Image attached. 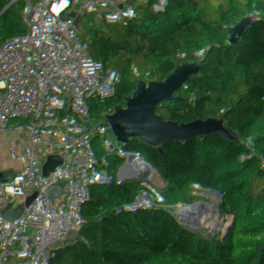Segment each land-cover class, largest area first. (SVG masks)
<instances>
[{
    "label": "trees",
    "instance_id": "trees-1",
    "mask_svg": "<svg viewBox=\"0 0 264 264\" xmlns=\"http://www.w3.org/2000/svg\"><path fill=\"white\" fill-rule=\"evenodd\" d=\"M128 23L155 63L137 61V78L104 77L67 103L88 110L87 154L41 148L53 189L79 204L70 226L48 228L51 251L85 235L99 210L159 189L140 228L116 236L122 247L180 246L196 264H264V0H141ZM84 47L76 59H89ZM111 111L132 122L125 141L113 138ZM207 144L189 173L185 157Z\"/></svg>",
    "mask_w": 264,
    "mask_h": 264
},
{
    "label": "built area",
    "instance_id": "built-area-1",
    "mask_svg": "<svg viewBox=\"0 0 264 264\" xmlns=\"http://www.w3.org/2000/svg\"><path fill=\"white\" fill-rule=\"evenodd\" d=\"M140 3L0 0V264H72L67 246L74 238L51 251L48 228L70 226L79 204L53 189L51 169L39 165L27 143L45 140L57 152L83 155L95 147L65 97L83 87L95 91L107 76L137 78V61L155 63L127 21ZM78 45L89 46L88 60L74 57ZM109 121L113 138L125 141L132 122L117 111Z\"/></svg>",
    "mask_w": 264,
    "mask_h": 264
},
{
    "label": "water",
    "instance_id": "water-1",
    "mask_svg": "<svg viewBox=\"0 0 264 264\" xmlns=\"http://www.w3.org/2000/svg\"><path fill=\"white\" fill-rule=\"evenodd\" d=\"M84 45H78L80 52ZM72 96H66L70 101ZM102 106L92 112H100ZM47 144L45 140L31 139L27 145L33 148V155L42 168H46V160L41 148ZM212 145L201 147L192 156H186L187 171L196 173L205 154ZM159 189L140 191L133 201L123 210H99L93 224L86 227L85 235H77L74 242L67 246L72 264H196L186 254L183 247H167L138 253L122 247L116 236L120 232L136 231L140 227L134 222L159 198Z\"/></svg>",
    "mask_w": 264,
    "mask_h": 264
},
{
    "label": "rangeland",
    "instance_id": "rangeland-1",
    "mask_svg": "<svg viewBox=\"0 0 264 264\" xmlns=\"http://www.w3.org/2000/svg\"><path fill=\"white\" fill-rule=\"evenodd\" d=\"M133 16L132 15H130L129 17H128V20L130 21V19L132 18ZM127 20V21H128ZM77 101H78V98H75ZM79 107H76L75 109H78ZM84 111L85 110H81V109H78V110H73V111H71L72 112V115L73 116H75V117H81L82 115H83V113H84ZM92 122V121H91ZM62 250L61 249H59L58 250V252H61Z\"/></svg>",
    "mask_w": 264,
    "mask_h": 264
},
{
    "label": "crops",
    "instance_id": "crops-1",
    "mask_svg": "<svg viewBox=\"0 0 264 264\" xmlns=\"http://www.w3.org/2000/svg\"><path fill=\"white\" fill-rule=\"evenodd\" d=\"M68 111H73V109H69ZM87 115H88V110L87 111L85 110L83 115L81 117H78V118L84 121V119L86 118Z\"/></svg>",
    "mask_w": 264,
    "mask_h": 264
}]
</instances>
